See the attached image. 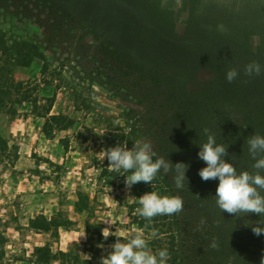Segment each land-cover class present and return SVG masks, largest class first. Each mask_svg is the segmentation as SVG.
Returning a JSON list of instances; mask_svg holds the SVG:
<instances>
[{
  "label": "rangeland",
  "instance_id": "1",
  "mask_svg": "<svg viewBox=\"0 0 264 264\" xmlns=\"http://www.w3.org/2000/svg\"><path fill=\"white\" fill-rule=\"evenodd\" d=\"M35 1L0 0V264H65L59 251L100 264L136 230L154 253L168 250L167 264L173 250L181 264H262L264 234L252 227L264 217L222 213L187 141L174 157L157 135L179 106L210 103L216 80L264 109V74H244L252 61L264 65V0H42L52 16ZM232 68L239 76L228 83ZM224 104L242 125L243 104ZM50 117H62L50 123L52 140ZM107 142H150L153 158L189 165V183L177 189L170 171L128 191L125 172L100 153ZM151 191L180 196L183 210L146 220L136 209ZM52 220L60 228L46 233Z\"/></svg>",
  "mask_w": 264,
  "mask_h": 264
},
{
  "label": "clouds",
  "instance_id": "2",
  "mask_svg": "<svg viewBox=\"0 0 264 264\" xmlns=\"http://www.w3.org/2000/svg\"><path fill=\"white\" fill-rule=\"evenodd\" d=\"M244 74L249 77L260 76L264 74V65L252 61L244 66ZM238 76V69L232 68L227 71L226 80L232 83ZM204 132L207 135V142L200 147L198 158L207 166L200 169L198 174L203 181H219L215 195L218 208L222 213L226 212L236 217L250 213L264 217V175H261L260 171L255 174L248 171L238 173L232 163L226 162L227 148L216 143L215 135L208 128H205ZM247 143L250 155L254 159L259 157L254 168L264 170V136L255 134ZM100 153L103 159L107 158L110 171L123 170L131 173L124 181L128 191L141 182L151 185L161 169L165 174L175 172L174 183L177 189H182L185 181L189 183L186 177L189 165L183 162L173 165L171 161H166L162 157L153 160L156 153L150 142H137L132 149L117 145ZM138 203L140 207L136 209V213L148 221L156 216H171L183 210V199L180 196H160L154 191L139 197ZM252 232L256 236L264 234V224L258 221L256 226L252 227ZM102 235L107 240L110 236L109 228L103 229ZM156 235V231L151 233L152 237ZM110 247V253L101 257L100 264H167L170 259L166 248L156 253L151 250L143 230H136L126 242L117 239ZM211 247L215 248L216 244L212 243Z\"/></svg>",
  "mask_w": 264,
  "mask_h": 264
},
{
  "label": "trees",
  "instance_id": "3",
  "mask_svg": "<svg viewBox=\"0 0 264 264\" xmlns=\"http://www.w3.org/2000/svg\"><path fill=\"white\" fill-rule=\"evenodd\" d=\"M30 1L34 2L35 0ZM34 5L36 6V9L45 11L49 14V16H52V12L47 10L48 7L44 1L36 0ZM7 53L8 48L0 38V56L6 57L8 55ZM30 53L37 56L36 50H33ZM114 54L118 53L114 52ZM215 87L216 89L214 91H216V94L214 93L212 96V101L205 106H179L174 110L171 120L162 126L161 131L157 135L160 140V145L162 146V150L160 151L167 154V151L170 150V152L174 154V157H179L180 155L178 154L177 145L180 146L182 140L184 139L188 144V158L192 159L193 162H203L198 158V152L200 151V147L207 142V135L205 134L204 129L208 128L210 132L215 135L216 143L218 145L223 144L227 148V156L225 157L226 162L232 163L236 167L238 173L242 171H248L249 173L255 174L257 171H260V174L264 175V170H257L254 168L256 159L259 157L254 159L250 155L249 145L247 143L248 139H250L255 134L264 136V109L260 110V108L249 101V99L245 101L244 99L246 98V95L244 96L240 93H237L238 91L231 84L225 85L222 84L221 81L216 80ZM231 100H237L243 104L242 110L244 115L242 125L234 124L230 119L228 112L220 108V104L222 102L225 103L223 106H226V103H229ZM61 121L62 117H50L43 130L46 139L52 140V128L50 123L52 122L55 126H60L62 124ZM165 129L172 130L174 139L166 137L167 132ZM179 139L181 141L176 144V141ZM112 147H114L113 143L107 142L105 149ZM155 159L156 158H153V160ZM166 159L171 160L169 156H167ZM206 166L207 165L204 163L203 168ZM125 174L128 176L131 173L125 172ZM159 177H167L162 169L160 172H158L151 185H155L158 182ZM198 177L200 178L199 175ZM204 182L210 185V188L213 189L215 194L219 181L209 180ZM79 212L84 211L80 210ZM53 226L55 229L60 228L59 225H55V220L45 221V232H50ZM173 256V264H181V255L176 250H173ZM55 258L65 264H68V261L71 258L77 264L79 263L77 256H73L72 253H64L59 251Z\"/></svg>",
  "mask_w": 264,
  "mask_h": 264
}]
</instances>
